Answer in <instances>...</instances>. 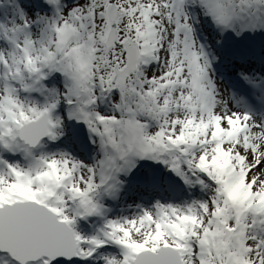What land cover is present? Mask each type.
Wrapping results in <instances>:
<instances>
[{"label": "snow or ice", "instance_id": "6c2138e0", "mask_svg": "<svg viewBox=\"0 0 264 264\" xmlns=\"http://www.w3.org/2000/svg\"><path fill=\"white\" fill-rule=\"evenodd\" d=\"M0 264H264V0H0Z\"/></svg>", "mask_w": 264, "mask_h": 264}]
</instances>
